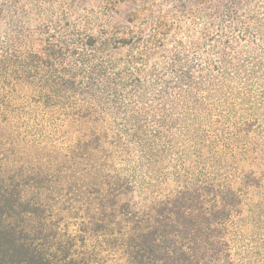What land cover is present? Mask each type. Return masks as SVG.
I'll return each instance as SVG.
<instances>
[{"label": "trees", "instance_id": "16d2710c", "mask_svg": "<svg viewBox=\"0 0 264 264\" xmlns=\"http://www.w3.org/2000/svg\"><path fill=\"white\" fill-rule=\"evenodd\" d=\"M73 1L0 0V132L51 123L44 155L0 165V264H97L94 239L130 264L217 256L236 208L264 207V0H192L188 48L150 0Z\"/></svg>", "mask_w": 264, "mask_h": 264}, {"label": "rangeland", "instance_id": "374dc122", "mask_svg": "<svg viewBox=\"0 0 264 264\" xmlns=\"http://www.w3.org/2000/svg\"><path fill=\"white\" fill-rule=\"evenodd\" d=\"M100 1L75 0L73 3H75L77 8H96ZM131 1L141 2L142 0ZM131 1L123 0L116 3L121 15H124L132 8ZM150 2L155 3V10L159 11L170 25L168 45L173 46L174 39H177L182 42L183 46L188 48L190 41H192V0H150ZM41 112L42 110H36L37 114ZM26 117L29 122L27 124H19V127L15 128L17 130L15 131V136L8 134V132H4L2 136L0 132L1 169L11 168V163L36 160L39 156L45 154V151L39 150V147H42L40 141H45L46 138L36 136L37 133H41L43 136L44 134L46 136L49 135L48 133H50L51 129L49 126L51 124L50 120L41 115H35L34 112ZM36 119L44 122L45 128L43 130L35 131ZM57 140H59L58 137L50 139V143ZM45 143L49 144L48 141ZM181 164L183 163L176 154L166 155L160 163L161 177H163L164 172L167 177L162 181L161 190L158 191L160 196H164L175 189V173L182 174L184 169V167L180 166ZM18 169L10 170L11 172L8 175L16 173ZM131 198L139 201L141 195L135 192ZM128 208L133 211L131 207ZM135 208L144 209V207ZM13 219L20 224H28L27 214H20L18 217H13ZM124 226L128 227L125 223L120 224V227L123 228ZM220 235L222 236L218 240L217 246L221 250L217 256L207 257L205 261L201 259L200 264H264V207H237L236 212H233L230 220L222 227ZM88 247L95 251L97 264H130L127 256L118 247L107 251L101 250L100 241L95 239L93 242L92 240L88 242Z\"/></svg>", "mask_w": 264, "mask_h": 264}]
</instances>
